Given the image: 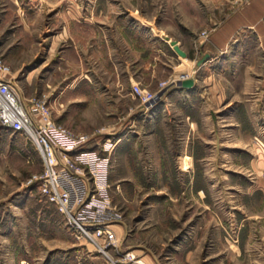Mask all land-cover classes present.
Listing matches in <instances>:
<instances>
[{"label":"rangeland","instance_id":"rangeland-1","mask_svg":"<svg viewBox=\"0 0 264 264\" xmlns=\"http://www.w3.org/2000/svg\"><path fill=\"white\" fill-rule=\"evenodd\" d=\"M138 53L137 83L166 85L146 111L127 79ZM0 59L26 106L43 100L91 148L110 144L120 214L114 243L75 238L39 192L36 144L0 123V264H264L263 6L0 0ZM185 77L198 82L188 92Z\"/></svg>","mask_w":264,"mask_h":264},{"label":"built area","instance_id":"built-area-1","mask_svg":"<svg viewBox=\"0 0 264 264\" xmlns=\"http://www.w3.org/2000/svg\"><path fill=\"white\" fill-rule=\"evenodd\" d=\"M9 72L0 59V123L28 134L39 149L43 165L38 178L40 194L63 215L75 238L91 242L104 238L114 243L111 226L120 221V214L109 196L110 144L91 148L85 134L56 122L43 100L26 106ZM160 84L156 91L139 83L132 85L143 111L162 98L166 85Z\"/></svg>","mask_w":264,"mask_h":264},{"label":"crops","instance_id":"crops-1","mask_svg":"<svg viewBox=\"0 0 264 264\" xmlns=\"http://www.w3.org/2000/svg\"><path fill=\"white\" fill-rule=\"evenodd\" d=\"M255 2L257 3V4H259V5H261V6H263V8H264V0H255ZM241 22L243 23V17H240V18H236L230 25H229V27L227 28V29H224V31L223 32H221V33H217V35L215 34V39L217 38L218 40H223L224 38L226 39L229 35H230V33L232 32V30H234L237 26H238V24L240 23L241 24ZM158 30V29H157ZM159 32H160V30H158ZM164 34H166V33H164ZM164 34H163V36H164ZM168 35V34H167ZM220 36V38H218ZM223 42V41H222ZM219 47H220V44L218 45ZM139 52V51H138ZM206 53V52H205ZM139 54V53H138ZM139 57H136V58H133V60H132V75H131V78L129 77V78H127V79H129V80H131V81H134V83H137V82H139V81H141L140 79H141V74H140V69H138V67H139V65H140V54L138 55ZM210 56V55H209ZM214 57H211L209 60H208V62H211L212 60L214 61ZM155 63L157 62V57H155L154 58V60H153ZM208 62H206L205 64H207ZM139 70L138 71V73H136V74H134L135 73V71L136 70ZM152 72L154 73V72H156V69L155 68H152ZM196 84H198V82L196 81V79H194V84H193V86H196ZM193 86H191V87H177L176 89H179L180 91H183V92H188L189 90H190V88H193ZM177 98H179V97H177ZM178 100V99H177ZM212 101H213V103H216L215 102V99L214 98H212ZM230 102H231V100H228V101H226V103H225V105L224 106H228L229 104H230ZM212 110H216V108H215V106L213 107V109ZM234 111V110H233ZM230 113V112H229ZM233 113V112H232ZM232 113H230V115H233ZM206 116H209V114H205L204 113V116L203 117H206Z\"/></svg>","mask_w":264,"mask_h":264},{"label":"water","instance_id":"water-1","mask_svg":"<svg viewBox=\"0 0 264 264\" xmlns=\"http://www.w3.org/2000/svg\"><path fill=\"white\" fill-rule=\"evenodd\" d=\"M164 38L170 39V36L167 34H164ZM170 43L173 44L174 48L176 49L178 53H180L183 56L186 55V52L180 48V46L177 44V41L175 39H171ZM206 56H208L207 52L204 53V55L197 60V63L199 64L202 60H204ZM193 84H194V79L192 77H185V78L178 79L176 81V85L179 87H191L193 86Z\"/></svg>","mask_w":264,"mask_h":264}]
</instances>
